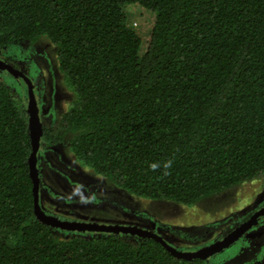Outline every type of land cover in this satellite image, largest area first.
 Listing matches in <instances>:
<instances>
[{
	"label": "trees",
	"instance_id": "obj_1",
	"mask_svg": "<svg viewBox=\"0 0 264 264\" xmlns=\"http://www.w3.org/2000/svg\"><path fill=\"white\" fill-rule=\"evenodd\" d=\"M135 6L155 15L144 51ZM43 37L73 93L45 146L67 144L133 196L189 206L264 176V0H0L2 51ZM18 85L0 77V264H213L227 249L187 259L149 237L42 222Z\"/></svg>",
	"mask_w": 264,
	"mask_h": 264
},
{
	"label": "rangeland",
	"instance_id": "obj_2",
	"mask_svg": "<svg viewBox=\"0 0 264 264\" xmlns=\"http://www.w3.org/2000/svg\"><path fill=\"white\" fill-rule=\"evenodd\" d=\"M154 20L155 15L149 10L131 7L130 22L143 37L142 51L147 47ZM2 57L15 60L18 68L29 75L36 73L40 96L45 103L42 109L46 122L61 117L69 108L73 93L63 83L64 78L58 69L57 47L46 37L35 44L20 42L12 50L3 51ZM0 77L12 86L18 82L2 69ZM34 95L37 96V90ZM40 163L45 211L50 212L47 208L54 210L52 205L59 207V211L53 214L61 212L63 216L65 210L64 214L77 220L139 223L162 234L172 245L185 247L182 250H193L186 248L197 244L212 245L247 221V216L264 207L263 175L189 206L136 197L110 185L102 176L97 177L83 168L67 144L48 149L41 156ZM243 259L251 264H264V216L259 225L252 227L235 245L211 257L210 262L234 264Z\"/></svg>",
	"mask_w": 264,
	"mask_h": 264
},
{
	"label": "water",
	"instance_id": "obj_3",
	"mask_svg": "<svg viewBox=\"0 0 264 264\" xmlns=\"http://www.w3.org/2000/svg\"><path fill=\"white\" fill-rule=\"evenodd\" d=\"M0 49V55H1ZM0 69L8 70L14 75L23 74L21 70L16 69L11 64L7 63L2 57H0ZM26 82L29 86V115H30V135H31V145L32 152L29 157L30 163V176L34 183V195H35V212L37 217L47 225L54 226L61 229L71 230V231H96V232H109V233H126L134 234L143 237H149L155 239L162 243L166 248H168L175 255L187 258H203L209 259V257L215 255L216 253L230 247L232 244L237 242L253 225L258 224L260 217L264 215V207L257 210L250 219L245 221L238 228L230 232L224 238L216 242L215 244L207 247H202L196 250H181L176 246L168 242L162 234L152 231L148 228H143L137 225L131 224H118V223H100V222H88V221H72V220H62L56 216L48 215L41 206L40 202V174L38 169V158L37 154L41 146L42 137V122L39 114V107L36 97L33 92V85L31 80L26 77Z\"/></svg>",
	"mask_w": 264,
	"mask_h": 264
},
{
	"label": "flooded vegetation",
	"instance_id": "obj_4",
	"mask_svg": "<svg viewBox=\"0 0 264 264\" xmlns=\"http://www.w3.org/2000/svg\"><path fill=\"white\" fill-rule=\"evenodd\" d=\"M2 53H3V51H1V55H0V57H2ZM3 58V57H2ZM7 63H9V64H11L13 67H15L16 69H18V70H21V69H19L18 68V65H17V62L15 61V60H11V59H9V58H3ZM3 70V69H2ZM3 71H5V72H7V73H9V75H12L13 77H15V79L18 81H16L17 82V84L18 83H21L22 84V86H24V89H26V91L28 92V94H26V96H25V106H26V108H27V110H28V107H29V101H30V96H29V86H28V84H26V86H25V83H27L26 82V77H28L30 80H31V82H32V85H33V92H34V90L36 91L37 90V96H36V100H37V103H38V107H39V114H40V118H41V122H42V137H41V146H40V149H39V151H38V154H37V158H38V169H39V174H40V202H41V206H42V208L44 209V211L46 210L45 209V206H44V203H43V182H42V179H41V163H40V160H41V156L43 155L44 156V154H45V152L49 149H53V148H56V147H58V146H60V145H62V144H60V145H56V146H52V147H47V146H45V144H44V136H45V128H47V127H54V125H57L58 124V122L60 121V118L61 117H57V118H55V119H53V121L52 122H46L45 121V115H44V110L42 109V107H43V105L45 104L44 102H43V99H41V96H40V92H41V89H40V87L38 86V84H39V81H38V77L36 78L35 76H36V73L35 72H33L32 73V75H29V74H27V73H25V71H23V70H21L22 72H23V74H25V76L24 75H22L21 73L20 74H18L17 76L16 75H14V74H12V73H10L8 70H3ZM24 84V85H23ZM15 88H16V86H14ZM51 116L54 118V115L53 114H51ZM83 167V166H82ZM84 168V167H83ZM88 170V169H87ZM93 175H95L94 173H93ZM95 176H97V175H95ZM97 177H101V176H97ZM63 199H65V200H67L66 198H63ZM51 207L54 209V210H52V209H48L47 208V210H49L50 212H47V211H45L48 215H52V216H56V217H58V218H60V219H62V220H72V221H88V220H77V219H74V218H70V217H68L66 214H64L65 213V210H64V212H62V214H63V216L62 215H60V213L61 212H59L58 214H53V213H55V211H59V207L57 206V207H53L52 205H51ZM62 210H63V208H62ZM91 221H94V220H90V221H88V222H91ZM94 222H98V221H94ZM100 223H104V222H100ZM120 224H123V223H120ZM126 224H131V225H137V226H140V224L139 223H126ZM51 227H54V226H51ZM140 227H142V226H140ZM57 228V227H56ZM143 228H145V227H143ZM58 230H61L62 231V233L64 234V235H68V236H70V235H77V234H79V235H83V236H91V235H93V234H95V233H101V232H96V231H71V230H66V229H61V228H57ZM57 230V231H58ZM153 231V230H152ZM132 235H134V234H132Z\"/></svg>",
	"mask_w": 264,
	"mask_h": 264
}]
</instances>
